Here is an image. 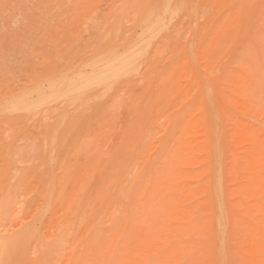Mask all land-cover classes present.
I'll use <instances>...</instances> for the list:
<instances>
[{"label":"rangeland","instance_id":"obj_1","mask_svg":"<svg viewBox=\"0 0 264 264\" xmlns=\"http://www.w3.org/2000/svg\"><path fill=\"white\" fill-rule=\"evenodd\" d=\"M167 1L0 0V264H264V0Z\"/></svg>","mask_w":264,"mask_h":264},{"label":"bare ground","instance_id":"obj_2","mask_svg":"<svg viewBox=\"0 0 264 264\" xmlns=\"http://www.w3.org/2000/svg\"><path fill=\"white\" fill-rule=\"evenodd\" d=\"M172 2H173V0L167 1L166 6L164 8L165 12H168L170 10L172 12L177 11V9H175V7H173V8L171 7ZM157 12H156V10H151L148 18L142 23L141 27L139 29H137L136 31H134L133 34L130 35L129 41L127 42V44L125 45V47L123 48V50L121 52H119L115 55H111L109 59H107L105 62H103V64L97 65L95 68H92L90 71L87 72V74L80 76L79 79L72 80V81H64L62 85H66V86L60 87L61 89H55V88L51 87V89H52L51 92L47 95V97H42L40 103L43 104L45 102L46 98L53 99V97H54V99H57V100L58 99H65L66 101L74 100V98L71 99L70 97L71 96L75 97L74 95H76V93H80L79 94L80 97L84 96V94H86V93H83V92H85V90H88V89H94L95 90L96 88H101V87L107 88V86H105V85L108 84V86L109 85L111 86L110 82L112 83V80H114L115 78L118 77L117 75H121V76L122 75H128L131 72V69L133 68L135 61H137V59L139 57H143L144 53L146 54L145 51H147L150 48L149 47L150 44L159 35V33L162 29V24H161L162 15H159ZM141 55H143V56H141ZM92 91L93 90H91V92ZM82 93H83V95H82ZM210 93H211V91H210ZM80 97H78V98H80ZM85 97L86 96H84L82 98L84 99ZM209 97L211 98L210 95H209ZM75 98H77V97H75ZM67 99H69V100H67ZM52 101L54 102V100H51V102ZM59 101H61V100H59ZM46 102H47V100H46ZM70 102H72V101H70ZM76 102H78V100H76L75 103ZM79 102H80V99H79ZM73 105H75V104H73ZM13 109L15 111H20V110H26L28 108L25 107L24 101H16L14 103ZM218 147H219V145H218ZM215 179L216 180H214V185L216 184L215 187L218 190V186L220 187V185H219V182H220L219 179L220 178L215 176ZM221 187H222V184H221ZM216 189H215V191H217ZM221 192H222V189H221ZM217 195H219V194H217ZM217 195H215V196H217ZM218 200H219V198H218ZM217 203H216V205H217ZM217 220H219V219H217ZM220 222H222V221H220ZM220 222H218V223L220 224ZM219 229H220V227H219ZM221 243H223V242H221ZM221 243H220V247L223 248L224 245H221ZM220 247H219V249H220ZM219 249H217V250H219ZM221 251H222V249H221ZM219 252H220V250L218 251V253Z\"/></svg>","mask_w":264,"mask_h":264}]
</instances>
